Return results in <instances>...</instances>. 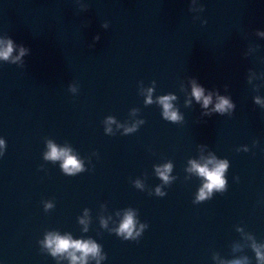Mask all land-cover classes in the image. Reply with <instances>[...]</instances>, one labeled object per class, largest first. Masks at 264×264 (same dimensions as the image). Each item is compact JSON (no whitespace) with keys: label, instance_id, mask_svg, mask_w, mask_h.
Masks as SVG:
<instances>
[{"label":"water","instance_id":"obj_1","mask_svg":"<svg viewBox=\"0 0 264 264\" xmlns=\"http://www.w3.org/2000/svg\"><path fill=\"white\" fill-rule=\"evenodd\" d=\"M0 37L27 49L0 59V264H70L49 232L95 240L100 264H260L264 0H0ZM169 94L181 119L164 116ZM216 94L234 107L212 111ZM48 141L83 170L45 159ZM210 156L229 162L227 184L198 200L190 162ZM129 210L145 227L126 239Z\"/></svg>","mask_w":264,"mask_h":264},{"label":"clouds","instance_id":"obj_2","mask_svg":"<svg viewBox=\"0 0 264 264\" xmlns=\"http://www.w3.org/2000/svg\"><path fill=\"white\" fill-rule=\"evenodd\" d=\"M14 42L11 38L0 37V59L7 60L11 58L13 61L19 60L27 51L23 46L20 47L19 53L16 56H12L14 50ZM149 95L147 97V102L151 103V91L149 89ZM192 96L198 102L202 103V107L208 108L210 104H213L214 96L212 92H207L205 94V89L202 85L198 84L195 80L192 82ZM174 94H169L160 97V103L164 108V116L171 120L181 119V115L177 109L173 107L172 101L175 99ZM258 103H264L261 98H256ZM188 103H191L189 100ZM234 107L231 99L227 96H222L216 94L214 107L212 111H219L221 113ZM114 120V117H109V125ZM135 125L125 128V131H132ZM111 131V127L107 129ZM6 141L3 137H0V151L4 148ZM45 159L50 160H61V168L68 174H74L78 171L83 170L84 164L81 159L78 158L71 148L60 147L52 141H48V151L45 153ZM190 171L197 172L200 176L204 178V183L200 188L197 199L203 200L206 197L211 196L213 190H223L226 187L227 179L225 176L226 170L228 168L229 162L226 159H218L215 156H210L207 159L201 161L192 160ZM172 164L167 163L163 166H158L157 171L159 175L165 180L170 179L168 173L171 172ZM139 184V181H137ZM157 192H160L159 188ZM163 194V193H161ZM47 207H51L49 203ZM87 215V210H86ZM81 222L87 224L85 217L81 218ZM103 223L107 225V221L104 220ZM145 227L144 224L140 225L139 229H136L135 215L132 210L125 213L122 222L116 229L118 234L123 235L126 239L131 237L135 238L140 234V231ZM86 230V229H85ZM44 247H46L53 256H66L70 264H88L89 259L95 258L97 264L105 258L104 254L101 252V246L92 239H75L71 234H61L59 232H49L46 234L44 240L41 242ZM257 253V257L260 264H264V246L254 245ZM230 264H243L240 260H235L230 262Z\"/></svg>","mask_w":264,"mask_h":264}]
</instances>
